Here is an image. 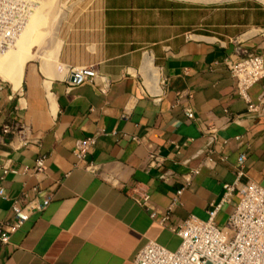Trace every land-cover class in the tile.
Here are the masks:
<instances>
[{"label": "crops", "instance_id": "0c3cea01", "mask_svg": "<svg viewBox=\"0 0 264 264\" xmlns=\"http://www.w3.org/2000/svg\"><path fill=\"white\" fill-rule=\"evenodd\" d=\"M236 46L264 59L263 4L96 0L64 36L48 70L40 62L25 65L17 88L0 77V223L11 221L12 201L23 191L33 204L48 200L0 245V264H134L147 240L173 250L179 242L173 226L190 214L206 218L223 185L234 182L240 156L245 174L238 188L264 183V116L247 112L264 77L247 99L238 95L224 65ZM72 71L79 82L69 80ZM5 124L23 130L3 133ZM208 127L215 131L205 133ZM100 131L106 134L85 157L91 173L72 148ZM211 135L221 143L207 154ZM153 150L174 169L173 183L146 170ZM184 176L188 185L162 224ZM141 194L147 206L136 201ZM239 196L236 189L218 210L217 224Z\"/></svg>", "mask_w": 264, "mask_h": 264}, {"label": "built area", "instance_id": "2783aa9c", "mask_svg": "<svg viewBox=\"0 0 264 264\" xmlns=\"http://www.w3.org/2000/svg\"><path fill=\"white\" fill-rule=\"evenodd\" d=\"M33 10L31 0H0V57L10 49L22 31L30 13ZM224 65L235 83L239 96L247 99L248 88L264 77V59L261 54L252 52L241 46H236L232 56L224 60ZM142 88L143 85H142ZM247 112L264 116V87L256 97L255 102H249ZM188 119H193L194 114L190 108L184 111ZM23 127L2 125L3 133H19ZM205 133L214 132L213 128L204 129ZM115 134V132H111ZM103 131L75 141L72 154L76 162H84V169L94 173L95 168L91 163L85 162L88 149L95 143ZM207 154L213 151L212 144L221 143L211 136L206 137ZM173 148L178 151V145ZM208 156V155H207ZM243 156L235 164V180L231 184L223 185L220 199L211 203L207 209V216L201 219L193 214L188 215L172 227L179 238L175 249L170 250L161 243L149 239L135 253L134 264H264V183L247 181L238 188L239 179L245 174ZM208 160L211 161L208 156ZM43 158L36 160L35 169L43 170ZM146 170L155 169L156 177L165 184L175 180V171L168 166L164 157L153 150L148 153ZM3 169V173H6ZM189 178L182 179L181 186L176 188L164 215L159 219L165 223L169 218L171 208L179 204V196L188 185ZM36 190V187L32 188ZM238 189L240 196L235 202L232 211L223 223L215 222L218 210L231 201ZM0 196L3 189L0 187ZM136 201L142 206H147L148 195L141 194ZM47 198L41 203L33 204L28 199L27 192L23 191L13 199L11 205L12 219L7 223H0V245L8 242L10 234L20 228L28 220L33 210H42L47 204Z\"/></svg>", "mask_w": 264, "mask_h": 264}, {"label": "rangeland", "instance_id": "374dc122", "mask_svg": "<svg viewBox=\"0 0 264 264\" xmlns=\"http://www.w3.org/2000/svg\"><path fill=\"white\" fill-rule=\"evenodd\" d=\"M33 9L35 7L34 29H30V36L25 35L28 40V55L23 59L24 66L32 64H40L44 56V52L48 51V60L54 59L56 52L58 53L64 36H67L69 31L77 24L78 19L84 12L90 10L96 0H31ZM44 2L43 5H40ZM196 4H203L207 6H218L228 4L230 2H238L242 0H186ZM257 1L264 5V0ZM39 5V7L37 6ZM45 7V8H44ZM47 7V9H46ZM41 9V10H40ZM27 28V26H26ZM25 31V30H24ZM28 32V31H27ZM24 34V33H22ZM26 34V33H25ZM24 39V37H23ZM40 60V61H39ZM40 62V63H39ZM10 62V56L0 60V67L6 66ZM24 68V67H23ZM0 77L3 78L1 75ZM9 80L14 84V87H19L14 81Z\"/></svg>", "mask_w": 264, "mask_h": 264}, {"label": "bare ground", "instance_id": "6f19581e", "mask_svg": "<svg viewBox=\"0 0 264 264\" xmlns=\"http://www.w3.org/2000/svg\"><path fill=\"white\" fill-rule=\"evenodd\" d=\"M38 2L42 3L40 5V7H41L43 5V3H45L46 1H44V2L38 1ZM37 6L39 7V5H37ZM34 9H35V7H34ZM34 9H33V11H35ZM46 9H47V7H46ZM33 11L30 13V15H29L22 31L20 32L18 38L16 39L14 45L10 49H8L6 52H4L0 57V60H1V59L7 58L8 56H10V62H11V63H8L4 67H0V75L3 78H6V79L8 78V79L14 81L16 84L20 83V78L22 75L23 67H24L23 59L29 54L28 53V50H29L28 49L29 48L28 47V40H27V38H25L26 37L25 35L30 34V29L35 30L33 25L35 26V23H34L35 19L38 18V13L36 16L35 13H33ZM26 26H27V28H26ZM22 33H24V34H22ZM23 37H24V39H23ZM47 53H48V51L44 52V54H43L44 56L41 59V67L43 70H48V68H49L48 65H49V62L51 61V60H48V54Z\"/></svg>", "mask_w": 264, "mask_h": 264}, {"label": "water", "instance_id": "95a60500", "mask_svg": "<svg viewBox=\"0 0 264 264\" xmlns=\"http://www.w3.org/2000/svg\"><path fill=\"white\" fill-rule=\"evenodd\" d=\"M69 80H70L71 82H75V83H77V82L80 81V76H79L78 73H75V72L72 71V72L70 73Z\"/></svg>", "mask_w": 264, "mask_h": 264}]
</instances>
